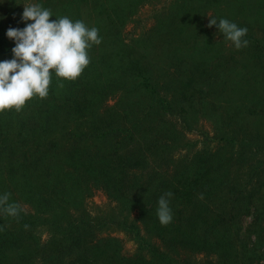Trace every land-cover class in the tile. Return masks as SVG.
I'll list each match as a JSON object with an SVG mask.
<instances>
[{"label":"trees","instance_id":"trees-1","mask_svg":"<svg viewBox=\"0 0 264 264\" xmlns=\"http://www.w3.org/2000/svg\"><path fill=\"white\" fill-rule=\"evenodd\" d=\"M146 1L45 0L41 5L51 10L50 20L67 16L96 27L101 43L88 49L90 63L77 79L58 78L53 71L47 98L34 96L19 112H0V195L10 193L9 203L22 209L16 217L0 210V264H190L175 260L180 250L210 258L200 264H245L256 255L254 245L243 243L240 227L242 210L264 199V178L244 196L236 187L226 194L220 187L243 161L245 178L264 170V158L255 150L256 121L243 119L247 105L236 98L212 136L195 126L209 104L210 93L201 86L218 80L202 61L192 63L186 55L176 56L173 79H162L165 72L154 70L149 55L134 46L151 47L146 40L159 31L156 25L124 42L125 16ZM21 15L0 9V61L13 58L15 42L7 29L32 22ZM173 35L158 34L156 42L176 40ZM243 39L255 53V39L248 32ZM215 65L221 69L219 61ZM162 121L169 129L162 131ZM178 126L200 135L201 147L192 156L178 154L196 142ZM229 147L241 152H223ZM96 189L117 203L113 215L82 211ZM166 191L174 193L172 221L162 225L158 199ZM114 230L134 240L136 252L126 254L120 240L105 234Z\"/></svg>","mask_w":264,"mask_h":264},{"label":"rangeland","instance_id":"rangeland-1","mask_svg":"<svg viewBox=\"0 0 264 264\" xmlns=\"http://www.w3.org/2000/svg\"><path fill=\"white\" fill-rule=\"evenodd\" d=\"M44 1L0 0V9L2 12L9 10L19 16L23 12L24 5L33 3L42 5L45 4ZM209 18H215L217 23L221 18H226L237 26L246 27L248 34L259 45L257 51L254 53L250 43L247 47L237 50L215 25L208 26ZM155 25L159 31L151 32L146 40L151 47L140 42L134 43V46L135 51L149 55V59L155 63L154 70L160 73L165 72L162 79H167V83L173 79L176 56L186 55L185 57L191 58L192 63L202 61L203 67L213 73V78L216 77L218 80L217 83H212L211 87L201 86L210 93L207 97L209 104L197 115L198 121L195 126L201 127L209 133V136H212L214 128L219 126L220 116L225 113V107L235 103L236 98H239L237 102L247 105L241 112L243 119L248 123L256 121L255 127L248 124V128L254 127L258 134L255 150L260 160L264 158V0H147L145 4H135L131 7V13L125 16L121 36L124 42L128 43L131 39H139ZM169 25L171 29L168 35L172 32L176 40L156 42L158 34L161 39L168 36L165 30L169 28ZM173 29L175 32L172 31ZM182 40H186L187 44L183 45ZM252 53L256 55L255 58H251ZM218 61L222 64L221 69L215 65ZM210 82L208 80V83ZM222 85L224 89L221 88ZM160 86H162L161 83ZM235 87L239 88L236 90ZM250 89H253L255 93V97L251 100ZM113 101L114 99L108 103ZM160 128L162 131L169 129V122L162 121ZM178 128L180 129V126ZM180 131L186 139L196 142L184 147L178 154L192 156V152L195 153L201 147L200 135L193 129L189 131L180 129ZM209 146L214 149L216 142L211 141ZM223 152H241V150L229 147L224 148ZM246 162L238 163L228 171L223 180L225 185L220 186L223 187L224 194L236 187L244 196L252 188L256 190L257 183L263 180L264 170H258L254 177L245 178ZM90 193L82 206L84 213L91 217L104 213L108 216L113 215L117 203L110 201L102 190L96 189ZM256 195L255 192L252 199H256ZM217 202V200L213 201L215 204ZM256 202L254 206H247L242 210L240 236L248 247L254 245L253 248H256V255L252 260L250 259L252 262L248 260L250 263L245 264H264V199H256ZM254 218L255 222L252 224ZM107 233L120 240L122 250L126 254L136 252L137 246L134 240L128 238L123 232L114 230L107 231L105 234ZM40 234L43 239L47 237L44 230H40ZM153 242L156 245L159 244L151 238L150 243L153 244ZM174 258L190 264H200L205 259H210L203 253L189 250H180Z\"/></svg>","mask_w":264,"mask_h":264},{"label":"clouds","instance_id":"clouds-1","mask_svg":"<svg viewBox=\"0 0 264 264\" xmlns=\"http://www.w3.org/2000/svg\"><path fill=\"white\" fill-rule=\"evenodd\" d=\"M50 9L38 3L24 5L21 20L32 21L22 29L9 27L6 36L15 42L12 59L0 61V112L15 109L19 112L34 96L47 98L52 72L58 78L77 79L90 63L88 49L99 45L101 38L96 27L88 28L81 20L73 22L67 16L50 20ZM215 25L237 50L247 47L243 39L248 29L221 18H209L208 26ZM63 87V84H58ZM166 191L158 199L157 216L162 225L172 221ZM10 193L0 195V210L16 217L22 210L17 203H9Z\"/></svg>","mask_w":264,"mask_h":264}]
</instances>
